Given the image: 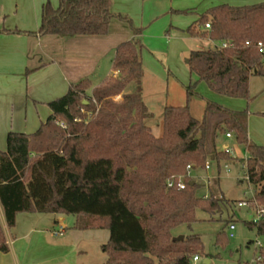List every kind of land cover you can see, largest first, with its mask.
Instances as JSON below:
<instances>
[{
	"label": "trees",
	"instance_id": "1",
	"mask_svg": "<svg viewBox=\"0 0 264 264\" xmlns=\"http://www.w3.org/2000/svg\"><path fill=\"white\" fill-rule=\"evenodd\" d=\"M112 4V0H59L54 6L47 1L38 31H10L102 36L119 17L129 23L135 37L117 47L115 74L98 86L89 78L71 84L65 95L48 103L52 114L37 131L8 134L7 150H0L5 220L12 229L21 213L74 215L75 229L110 231L103 245L106 264H193L194 256L204 252L201 237L176 241L173 229L197 221L198 209L214 213L225 201L219 178L209 186L210 195L201 196L200 184L189 175V169L206 168L208 162L215 161L220 168L222 162L239 160L219 149L220 135L230 132L244 145L248 156L240 161L257 188L252 202L264 206V145L249 137L248 111L212 100L206 101L202 119L190 109L200 82L221 96L250 97L251 78L264 76V53L257 47L259 42L264 45V2L213 6L187 29L192 36L234 45L191 51L188 66L196 80L186 86L185 106L165 108L161 136L148 124L154 114L142 97L143 28L135 27L127 15L113 12ZM207 23L210 28L204 29ZM132 82L138 85L136 92L126 93ZM117 96L121 99L115 100ZM180 176L183 189L178 186ZM171 179L173 186L168 185ZM248 224L264 235V217ZM261 249L263 255L264 246ZM0 251H9L1 220Z\"/></svg>",
	"mask_w": 264,
	"mask_h": 264
},
{
	"label": "crops",
	"instance_id": "2",
	"mask_svg": "<svg viewBox=\"0 0 264 264\" xmlns=\"http://www.w3.org/2000/svg\"><path fill=\"white\" fill-rule=\"evenodd\" d=\"M47 1H51L54 6L59 5V0H29L27 7L19 0L15 5L13 0H0L1 151L7 150V136L10 132L37 131L52 114L48 103L65 95L71 84L89 78L93 86H98L115 74L113 59L117 47L135 37L129 23L119 17L112 19L109 33L102 36L62 37L10 32L16 29L26 32L38 31L41 26L42 7ZM112 1L113 12L130 17L135 27H147L162 20L161 26L159 25L156 30L159 34L162 33L161 36L158 34L163 40L161 44L144 40L142 52L144 69L146 63L150 64L149 56L161 63L157 56L165 61L163 55L171 53L174 57L180 53H188L189 49L186 46L184 52L176 46L184 44L185 38H199L189 34L187 29L209 8L221 4L244 6L264 2V0ZM143 36L144 31L141 35L144 39ZM212 42L214 45L215 42ZM102 75H105L104 78L95 85L93 78ZM260 143L259 145H264ZM22 214L27 213L18 215L17 224L12 230H19ZM0 220L9 245L8 252L0 251V264H72L70 258L75 259L79 255L73 243L68 240H56L68 229V226L60 223L63 221L62 217L52 219L54 224H58V229H55L53 224L51 227L48 224L30 226L27 230L12 235L0 202ZM61 227L65 230L58 233ZM45 251H48V254L41 256Z\"/></svg>",
	"mask_w": 264,
	"mask_h": 264
},
{
	"label": "rangeland",
	"instance_id": "3",
	"mask_svg": "<svg viewBox=\"0 0 264 264\" xmlns=\"http://www.w3.org/2000/svg\"><path fill=\"white\" fill-rule=\"evenodd\" d=\"M17 0H13L14 5ZM27 7L29 0H19ZM192 16V14H188ZM189 17V16H187ZM162 20L150 26H144V40L157 43L163 41L160 37L162 33L157 32ZM160 25V26H159ZM158 34L160 35L158 37ZM168 34V32H167ZM164 36H166L164 34ZM162 40V41H161ZM184 44L177 45L184 52L185 46L188 53H180L172 56L163 55L165 61L157 56L161 61L152 59L149 56L150 64L145 65L142 79V97L154 117L148 120L153 133L161 136L163 132V116L167 106H185L187 103L186 86L191 81L196 80V76L191 75L187 60L191 51L212 50L213 42L210 39L185 38ZM156 61V62H154ZM169 69L170 71L168 72ZM94 77L95 85L104 78ZM138 88L137 83L132 82L126 87V93H134ZM90 93V91H89ZM198 95L192 97L190 109L198 119H202L207 100L218 102L219 104L234 109L247 110L249 137L258 144H264V76H253L250 80L249 98H230L214 93L205 82H200L197 87ZM121 99V97H119ZM225 145L233 148L232 154L239 159L237 162H222L220 168L215 161L210 162V168H198L192 170L193 179L200 184L198 195L209 196V186L219 178L218 187L224 196V202L214 213H207L201 209L196 211L197 221L192 224H182L173 229L174 237L199 235L203 242L204 252L199 255L200 260L193 264H204V260H209V264H255L263 262L264 254L258 241L263 243L264 235L258 233L256 226H250L258 218V210L264 208L257 202H252L257 188L247 179L246 168L241 159H246L248 153L244 145L239 144L234 136L227 138L220 135L218 138L219 149H224ZM227 165V167H226ZM241 201L247 203L246 211L239 206ZM54 217L63 218L61 224L68 226L66 233L56 240H68L77 247V258H70L72 264H106L108 254L103 251V245L110 239L108 229L88 228L79 230L74 228L75 216L68 214H43L31 213L20 216L19 230L10 229L13 235L18 231H25L30 226L55 225ZM234 224L233 237L230 236V225ZM222 233V234H220ZM222 235V237H221ZM226 235V236H225ZM183 239V240H184ZM45 251L43 254H48ZM263 253V252H262ZM69 264V263H65Z\"/></svg>",
	"mask_w": 264,
	"mask_h": 264
},
{
	"label": "built area",
	"instance_id": "4",
	"mask_svg": "<svg viewBox=\"0 0 264 264\" xmlns=\"http://www.w3.org/2000/svg\"><path fill=\"white\" fill-rule=\"evenodd\" d=\"M205 28H206V29H209V28H210V23H207V24L205 25ZM246 44H249V42H246ZM233 45H234V43H233L232 41H222V42H215L212 48H213V49L220 50V49L228 48V47L233 46ZM257 47H258V50H259L261 53H264V45H263V43L259 42L258 45H257ZM119 97H121V96H117V97L115 98V100H118ZM62 125H64V124H62ZM226 136H227V138H232V137H233V134L229 132V133L226 134ZM224 149H225L226 151H228V152H232V151H233V148L230 147L229 145H225ZM226 167H227V165H226ZM206 168H207V169L210 168V163H209V162L207 163ZM191 174H192V170L189 169V175H191ZM191 176H192V175H191ZM183 179H184L183 176H180V177L178 178V186H179L180 188H182V189L185 187V184H184V182H183ZM174 184H175V180L171 179V180L168 181V185H169V186H173ZM239 206L242 207V208H246L247 203H246L245 201H244V202L241 201V202L239 203ZM262 217H264V208L258 210V218H257V219H260V218H262ZM234 229H235V226H234V224H232V225L230 226V231H231V232H230V236H231V237H233V235H234V233H233ZM64 230H65V228H64V227H61L60 230L58 231V233H63ZM258 245L260 246V248L263 247V243L260 242V241H258ZM199 260H200L199 256H197V255L194 256V258H193V261H194V262H197V261H199Z\"/></svg>",
	"mask_w": 264,
	"mask_h": 264
},
{
	"label": "water",
	"instance_id": "5",
	"mask_svg": "<svg viewBox=\"0 0 264 264\" xmlns=\"http://www.w3.org/2000/svg\"><path fill=\"white\" fill-rule=\"evenodd\" d=\"M189 62V60H188ZM195 183V181H192L191 184L193 185ZM244 210L246 211V208H244ZM184 239V236H178V237H174V240L176 241H182ZM210 261L209 260H204V264H209Z\"/></svg>",
	"mask_w": 264,
	"mask_h": 264
}]
</instances>
